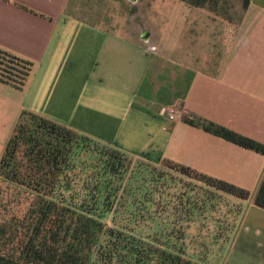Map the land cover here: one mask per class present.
Listing matches in <instances>:
<instances>
[{"label": "crops", "instance_id": "1", "mask_svg": "<svg viewBox=\"0 0 264 264\" xmlns=\"http://www.w3.org/2000/svg\"><path fill=\"white\" fill-rule=\"evenodd\" d=\"M147 1L0 0V48L34 64L22 89L0 80V160L31 111L130 155L190 166L254 199L264 154L196 122L264 145V0L226 17L177 0L185 6L171 18L178 47L169 36L160 46ZM249 220L250 209L225 248L229 264H264V237L239 244ZM236 251L250 258L239 263Z\"/></svg>", "mask_w": 264, "mask_h": 264}, {"label": "trees", "instance_id": "2", "mask_svg": "<svg viewBox=\"0 0 264 264\" xmlns=\"http://www.w3.org/2000/svg\"><path fill=\"white\" fill-rule=\"evenodd\" d=\"M222 14L220 0H187ZM246 5L249 0H243ZM227 16V15H226ZM30 60L0 48V80L22 89ZM28 115L29 120H25ZM190 123L194 118L184 116ZM204 129L264 154V145L225 127ZM130 154L31 111H24L0 160V178L27 201L21 216L0 220V264H206L185 251L182 228L140 224L113 206L130 195ZM163 167L205 181L242 201L250 191L169 159ZM26 166L27 171L19 168ZM80 170V171H79ZM253 202L264 208V182ZM12 203V200H11ZM109 217V222L107 221ZM147 220V219H145ZM159 230V232H158ZM231 235L223 244L228 245ZM226 246H222L223 251Z\"/></svg>", "mask_w": 264, "mask_h": 264}, {"label": "rangeland", "instance_id": "3", "mask_svg": "<svg viewBox=\"0 0 264 264\" xmlns=\"http://www.w3.org/2000/svg\"><path fill=\"white\" fill-rule=\"evenodd\" d=\"M147 2L149 6L145 9V15L148 16V19L156 22L159 30L156 40L160 46H166V37L169 36L178 47L183 39L180 30L174 32L173 26L176 25L171 18L173 14L178 13L180 7H185L184 3L177 0H148ZM222 5L227 7L220 10L223 13H214L220 17H226V15L231 16L235 7L243 5V1L220 0L218 6ZM206 9L209 10V5ZM137 15L142 18L144 12L142 11L141 16L138 11ZM177 34L178 36L173 38ZM25 120H29L28 115ZM130 157L132 159H128V168L129 174H132L133 178L126 181L124 185L129 188V194H133L135 197L130 199V195H127L123 201L114 200L113 206L124 211V215L121 217L130 215L129 207L134 203L131 208L135 210V213L137 212V221L140 224L144 225L149 222L159 230L170 226L177 229L182 228L185 234L187 255L206 264H229L225 255L226 250L222 249V246H226L223 241L230 235V241L232 240L238 221H240L243 212L249 209L248 227L251 229L239 233V244L243 238L264 237V208L256 205L250 207L253 196L244 202L205 181L188 177L175 169L163 167L162 162L157 164L144 157L133 155ZM19 170L24 173L27 168L23 166ZM8 184L0 178V220L8 218L12 214L21 216L27 205L24 198L12 199L14 190ZM107 219L109 222V217ZM233 258L239 263H246L250 256L236 251ZM232 263L234 262L231 261L230 264Z\"/></svg>", "mask_w": 264, "mask_h": 264}, {"label": "built area", "instance_id": "4", "mask_svg": "<svg viewBox=\"0 0 264 264\" xmlns=\"http://www.w3.org/2000/svg\"><path fill=\"white\" fill-rule=\"evenodd\" d=\"M174 114V113H173Z\"/></svg>", "mask_w": 264, "mask_h": 264}]
</instances>
